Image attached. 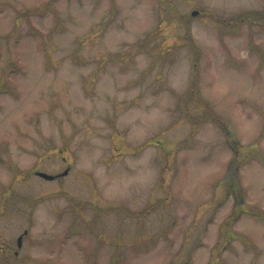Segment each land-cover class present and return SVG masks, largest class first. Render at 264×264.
I'll use <instances>...</instances> for the list:
<instances>
[{
	"label": "rangeland",
	"instance_id": "rangeland-1",
	"mask_svg": "<svg viewBox=\"0 0 264 264\" xmlns=\"http://www.w3.org/2000/svg\"><path fill=\"white\" fill-rule=\"evenodd\" d=\"M258 217L264 0H0V264H264Z\"/></svg>",
	"mask_w": 264,
	"mask_h": 264
},
{
	"label": "trees",
	"instance_id": "trees-1",
	"mask_svg": "<svg viewBox=\"0 0 264 264\" xmlns=\"http://www.w3.org/2000/svg\"><path fill=\"white\" fill-rule=\"evenodd\" d=\"M228 146L229 147H231V148H233V147H235V144H234V140H228ZM237 148V147H236ZM233 150V153H234V156H238L237 158H240V155H238V154H236V149L234 148V149H232ZM254 154V156H256V153H253ZM246 157H248V156H245L244 158H246ZM242 160H243V158H242ZM242 160L241 161H239V159H237L236 161L237 162H233V161H231L230 162V166H232L233 167V169H236L237 167L239 168L240 166H241V163H242ZM260 161H263V160H261L260 159ZM234 163H236L237 164V166H236V164H234ZM232 169V170H233ZM230 170V169H229ZM229 174H231V175H233V172L232 173H230V171H228V173H227V176H226V178L228 177L229 178ZM228 193L231 195V194H234V195H237V192L236 191H228ZM251 216H252V214H251ZM255 216V215H254ZM258 219L259 220H261L262 222H264V218H260V217H258Z\"/></svg>",
	"mask_w": 264,
	"mask_h": 264
},
{
	"label": "water",
	"instance_id": "water-1",
	"mask_svg": "<svg viewBox=\"0 0 264 264\" xmlns=\"http://www.w3.org/2000/svg\"><path fill=\"white\" fill-rule=\"evenodd\" d=\"M197 13L196 12H193L192 13V16H195ZM67 172L64 173V175H66ZM36 175L46 181H52L54 180L55 176H51V175H48V174H45V173H41V172H38L36 173ZM27 232H24V234H26ZM21 240H22V236H19L18 239H17V246L20 247L21 246Z\"/></svg>",
	"mask_w": 264,
	"mask_h": 264
}]
</instances>
